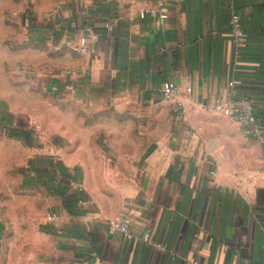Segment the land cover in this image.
Masks as SVG:
<instances>
[{
	"label": "crops",
	"instance_id": "crops-1",
	"mask_svg": "<svg viewBox=\"0 0 264 264\" xmlns=\"http://www.w3.org/2000/svg\"><path fill=\"white\" fill-rule=\"evenodd\" d=\"M143 2L154 4L66 0L55 13L50 40L59 48L54 67L41 74L45 86L88 114L135 112L147 144L112 146L123 173L116 177L117 199L105 198L67 135L47 137L30 123L20 127L21 118L11 113V135L31 153L26 184L46 188L39 235L50 242L55 264H264V143L224 115L233 131L229 141L223 136L222 149L205 131L188 128L194 108L210 110L227 82L237 79L238 95L255 101L264 134V0H183L171 4L165 20L141 17ZM231 6L244 27L238 58ZM67 37L93 41L97 50L65 47ZM165 81L192 85L177 97L184 112L162 98ZM241 140L248 147L237 144ZM221 150L235 155L229 169ZM121 212L129 218L130 238L109 230Z\"/></svg>",
	"mask_w": 264,
	"mask_h": 264
},
{
	"label": "rangeland",
	"instance_id": "rangeland-1",
	"mask_svg": "<svg viewBox=\"0 0 264 264\" xmlns=\"http://www.w3.org/2000/svg\"><path fill=\"white\" fill-rule=\"evenodd\" d=\"M65 1L0 0V264H55L52 246L37 227L46 188L26 184L25 168L31 153L21 140L12 137L15 126L11 113L21 118L17 121L20 127L30 123L47 137L67 135L74 150L83 152L89 181L105 198L117 199L120 189L116 177L123 173L112 146L147 144L135 112L108 109L88 114L74 100L63 99L45 86L41 74L54 67L58 51L50 40L56 32L50 26ZM44 33L48 39L39 41ZM194 114L193 126L188 128L205 131L208 142L222 149L223 136L229 141L228 132L233 129L222 121V114L197 107ZM237 144L248 147L242 140ZM221 154L229 169L235 155L226 150Z\"/></svg>",
	"mask_w": 264,
	"mask_h": 264
},
{
	"label": "built area",
	"instance_id": "built-area-1",
	"mask_svg": "<svg viewBox=\"0 0 264 264\" xmlns=\"http://www.w3.org/2000/svg\"><path fill=\"white\" fill-rule=\"evenodd\" d=\"M183 0H154V4L150 5L148 2L143 4L138 9V14L141 17L151 16L158 20H165L169 16V10L171 4L177 5ZM107 27L111 25L106 24ZM229 27L231 32V44L233 58H238L241 53V46L244 35V27L241 13L230 7V20ZM62 45L73 50L87 51L94 53L97 49L94 42L92 44L83 38L79 42H74L72 38H66ZM54 48H59L53 44ZM237 79H231L227 82L226 88L214 99L210 110L217 111L220 114L228 117L229 119L238 122L246 135L254 137V139L262 144L264 143V134L261 129V124L257 118L255 110V101L251 97L240 96L235 88ZM191 92L192 85L186 84L184 88L176 84L174 81H165L162 85L161 96L165 100H171L175 105V112H184L183 104L177 99L179 94L182 92ZM261 158L264 159V152L261 154ZM109 230H119L126 237H132L133 231L129 223V218L125 212L119 213L114 219L109 221ZM148 234H145L147 238Z\"/></svg>",
	"mask_w": 264,
	"mask_h": 264
}]
</instances>
